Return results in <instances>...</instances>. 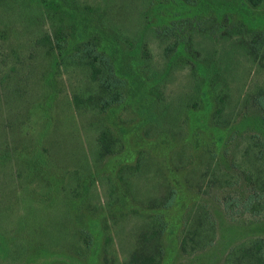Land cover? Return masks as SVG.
<instances>
[{"label":"trees","instance_id":"trees-1","mask_svg":"<svg viewBox=\"0 0 264 264\" xmlns=\"http://www.w3.org/2000/svg\"><path fill=\"white\" fill-rule=\"evenodd\" d=\"M122 1L103 0V6L90 7L79 0H0V34L18 40L11 46L12 61H0L7 70L0 69V202L6 199L14 209L9 238L0 229V250L13 256L10 264H36L43 253L76 255L81 263L97 258L99 264H162L168 222L161 211L167 209L181 215V256L206 250L217 239V222L204 200L206 188L236 181L222 161L227 149L217 154L210 144L201 146L197 132L189 135L186 127L200 114L197 121L206 120V127L232 128L230 140L235 141L250 122L245 116L235 124L238 105L253 102L261 116L264 79L253 90L246 88V80L250 72L264 74V17L257 13L264 0H146L137 20H127ZM233 20L239 22L236 30L221 31L222 23ZM219 30L222 44L213 45L200 62L198 54ZM20 31L30 35L29 54L21 53L26 43L17 37ZM151 38L166 42L162 67L154 63ZM186 69L187 91L166 102L164 81ZM72 74H81L82 83L63 96V76ZM132 105L141 111L145 137L154 134L160 144L169 139L158 138L170 133V183L165 173L156 176L153 158L142 151L134 164L120 165L115 178L107 175L103 182L105 175L97 173L109 158L123 153L124 137L132 132L118 122L110 124L109 113ZM204 111L207 118L200 113ZM259 115L253 123L257 132L234 166L252 184L244 206L254 213L264 207V117ZM78 126L96 138L86 151L80 146L73 153L81 170L69 172L58 160L60 141L53 136L70 127L66 138L76 139ZM146 173L153 178L152 191L143 190ZM225 174L230 179L222 180ZM99 184L105 186L103 199ZM47 204L66 210L72 223L66 237L56 240L45 232ZM134 215L144 221L123 238L121 253L114 232ZM219 264H264V238L238 243Z\"/></svg>","mask_w":264,"mask_h":264},{"label":"rangeland","instance_id":"rangeland-1","mask_svg":"<svg viewBox=\"0 0 264 264\" xmlns=\"http://www.w3.org/2000/svg\"><path fill=\"white\" fill-rule=\"evenodd\" d=\"M79 1L90 7L104 5L103 0ZM145 2L146 0H123L121 2V8L124 6V10H126L127 12V14L125 13V17L127 18V20H137L139 17L136 15L137 13H139L142 4H144ZM257 13L264 17V7L258 9ZM261 23L262 27H264V23ZM222 24L224 29L221 31L228 30L229 32H231L233 27L236 30L239 26V22L236 20H233L228 25L225 23ZM217 25L221 26V23ZM43 26L45 30H51V27L48 23H44ZM1 30L2 27L0 26V32ZM221 31L219 30L217 36H215V38L213 37L209 42L205 44V46H203L204 50H202L200 54H198V57H200V55L202 54L201 59H199L200 62H204V57L209 54L213 45L219 47L222 44V41L219 40L221 39ZM129 35L133 36V32L130 31ZM17 37H21L19 39H23V42L26 43L25 48L21 51V53L29 54V51L32 47L31 45L33 44L30 39H28L30 37L29 33L27 31H20ZM171 40H173V37H171ZM17 41L18 40L14 37L11 39L9 38V40L5 39L0 34V61L2 59H4L6 63H10V61H12L11 46L13 45L14 47ZM196 41H201V39ZM165 43L160 44L159 41H157L156 39H150V48L152 50V54L154 55V63L155 65L156 63H158L157 65L160 67H162L164 63H166V59L164 58L163 52V48L166 45ZM189 55L191 56V54ZM1 68L3 69V71H7L3 68L2 65H0V69ZM158 69L159 68H157V70ZM40 70L41 67L40 65H38V72ZM189 75L190 70L186 69L179 72L176 76L172 78L171 81L170 76L166 79V81H164L161 93L163 94V97L166 102L170 103V98H175L180 93L187 91L188 81L190 79ZM262 75L264 74H260V76L255 77L253 72H250L248 79L246 80V88H248V90H253L256 86V83H260L264 79V76ZM69 77H71V79H69ZM80 77H82L81 74ZM80 77H77V75L75 74L63 76L62 81L64 83L62 82V85L60 86V89L63 92V96L65 94L71 95L72 86H77L82 83ZM35 93H37L36 90ZM148 97L149 102L152 104L151 97ZM206 99L208 100L207 97ZM128 101L129 103L133 104V102L129 99ZM156 101L157 98L155 99L154 105H156ZM236 110H239L240 113H238L234 120L236 121L235 124L238 125V123H240L245 116H249L250 122L245 127L240 128L242 136L237 137L235 141L230 140V137L233 133L232 128H227L226 130H216L210 126L206 127L204 126L206 120L197 121V116L200 117V114H198L197 116H192V121L189 125V128L188 125L186 127V130L189 131V135H192L193 133L197 132L201 146H203L206 142V144H210L207 146H210V149L212 151L216 150L217 154L221 153L222 149H227L228 154L225 156L224 159L222 158V161L224 160L223 163L226 165L224 166L225 169L230 171L229 173L233 175V180L236 181L235 185L231 184L230 186L221 189L216 187L206 188L208 189V195H205L204 200L209 202L210 211L212 215L215 216L217 222V239L214 245L206 250L198 251L193 256H181L179 253V243L183 232V223L181 222V215L176 214L175 210H162L161 212L164 214L168 222L166 234L164 237V240L166 242V255L162 264H219L223 260L224 256L231 250V248H233V246L237 245L238 243L251 239L253 237L264 238V207L259 209L258 212L254 213L244 206L248 196L253 193V187L252 184H250L244 179L243 173H240L239 170L234 167L240 160L241 153L247 146L249 137L257 132L255 127L256 125H254L253 123L254 117L259 115V113L258 110L255 108L253 102H248L244 106L238 105L236 107ZM200 113L202 114V116L207 118L206 111ZM140 114L141 111L139 112L135 105L128 106L127 108L121 106V108L117 109L116 114L115 110L114 112L109 113L108 121L110 124H113V122H118L122 125V127H125L126 129H132V132L130 135L128 134L124 137L125 149L123 148V153L116 157H112L111 159L109 158L108 161L101 167V169L97 171L98 174L105 175V179L103 180V182L107 181V175L111 176L112 178H115L120 165L125 163L134 164L137 157L139 156V151H142L146 156L153 158V168L155 170L156 176L163 175V173H165L170 183V133H168L169 136L164 135L158 138L159 142H161V140L163 139H166L165 137H168L169 139L168 142L160 144L157 143V137H154V134H152L148 138L145 137L144 124L142 127L140 126V123L142 122ZM193 117L195 121H193ZM260 117H264V109L262 110ZM120 120L126 123L123 124ZM77 121L78 119L75 118L74 123H76ZM197 125L201 127L200 130L196 129ZM136 126L139 127V129H137ZM69 129L70 127L67 128L66 134H70ZM78 130V135L77 137L75 136L76 139L70 137L72 138V140L66 138V134L62 132L60 134H56L55 137L53 136L57 143L58 141H60L57 146V151L60 156L58 160L61 162V165H63L69 172L81 170V168L79 167L80 161L78 159V155H73V153H77V149L78 151H80V146L82 147L83 151H86L89 146L94 145L96 138L95 133L93 134L92 132L89 133L88 131L82 130L81 128H79V126ZM211 132L216 135V138H213L212 135L210 136ZM261 138L264 141V134H261ZM191 141L193 142V138L191 139ZM215 142L217 143V147L214 146ZM149 171L150 169H147V172ZM155 173L151 172L152 175ZM151 174H142L141 179L144 180L143 190H153V183L151 182L153 178ZM148 178H150L151 180L148 181ZM228 179L230 178L226 174L222 178V180ZM206 184H208V181ZM104 189V185H98V191L102 199L105 198ZM14 195L15 194L12 191L7 194L8 198H12ZM2 197L3 196L0 192V198L2 199ZM212 200L214 202L216 201L215 205ZM48 205L49 204L45 205L46 214L43 220L45 232L51 231V233H53L52 236L54 237V239H62L63 237L67 236L65 235V233H68V230L71 229L72 223L69 221L66 214V210L64 208L58 207L56 204L52 206ZM13 210L14 209L12 208V205L6 203V199L0 202V229L4 231L6 237H8L9 233L12 230L11 220ZM141 213H144L142 208H140V214ZM143 221L144 217H142V215H134L132 217L130 216L127 220H124L123 222L121 221V225L114 232L116 248L121 251V253L124 252L122 250V246L124 247L123 238H126L127 234H129L132 228L140 226ZM98 231H100V229H98ZM120 238L121 243L119 242ZM127 245H129L130 247L132 246L131 242H128ZM129 246L125 245V248H129ZM75 257L76 255L68 256L64 254L54 255L43 253L40 257L35 258L36 264H99V260L97 258H94V260L88 263H81L78 262ZM12 259L13 256L6 255V253H4L2 249L0 250V264H5L6 262L7 264H10L12 262Z\"/></svg>","mask_w":264,"mask_h":264}]
</instances>
